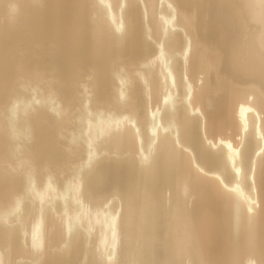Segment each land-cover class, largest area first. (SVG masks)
<instances>
[{
  "label": "bare ground",
  "instance_id": "6f19581e",
  "mask_svg": "<svg viewBox=\"0 0 264 264\" xmlns=\"http://www.w3.org/2000/svg\"><path fill=\"white\" fill-rule=\"evenodd\" d=\"M0 264H264V0H0Z\"/></svg>",
  "mask_w": 264,
  "mask_h": 264
}]
</instances>
